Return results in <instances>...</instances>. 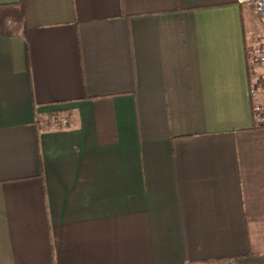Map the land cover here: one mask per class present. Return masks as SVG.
<instances>
[{"label": "crops", "instance_id": "1", "mask_svg": "<svg viewBox=\"0 0 264 264\" xmlns=\"http://www.w3.org/2000/svg\"><path fill=\"white\" fill-rule=\"evenodd\" d=\"M251 16L0 0V264H264Z\"/></svg>", "mask_w": 264, "mask_h": 264}, {"label": "built area", "instance_id": "2", "mask_svg": "<svg viewBox=\"0 0 264 264\" xmlns=\"http://www.w3.org/2000/svg\"><path fill=\"white\" fill-rule=\"evenodd\" d=\"M241 2L251 7L263 31L262 35L257 36L254 44L247 46L245 61L252 124L255 129H264V0H241ZM50 123L55 128L65 127L67 118H52ZM211 264H219V262ZM225 264H232V261H226Z\"/></svg>", "mask_w": 264, "mask_h": 264}, {"label": "rangeland", "instance_id": "3", "mask_svg": "<svg viewBox=\"0 0 264 264\" xmlns=\"http://www.w3.org/2000/svg\"><path fill=\"white\" fill-rule=\"evenodd\" d=\"M248 20H249V22H250V24H251V27L253 28L255 34H256L257 36L262 35L263 31H262V27H261L260 23L258 22V19H257L255 16H251V17H249ZM257 36H255V37L253 38V41H251V42H252L251 45L254 44V42H255L256 39H257Z\"/></svg>", "mask_w": 264, "mask_h": 264}]
</instances>
